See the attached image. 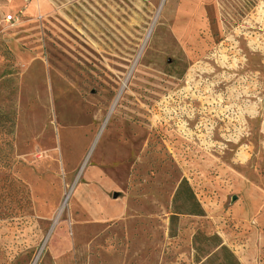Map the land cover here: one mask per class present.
<instances>
[{"label": "rangeland", "instance_id": "obj_1", "mask_svg": "<svg viewBox=\"0 0 264 264\" xmlns=\"http://www.w3.org/2000/svg\"><path fill=\"white\" fill-rule=\"evenodd\" d=\"M214 236L264 264V0H0V264H202Z\"/></svg>", "mask_w": 264, "mask_h": 264}, {"label": "trees", "instance_id": "obj_2", "mask_svg": "<svg viewBox=\"0 0 264 264\" xmlns=\"http://www.w3.org/2000/svg\"><path fill=\"white\" fill-rule=\"evenodd\" d=\"M10 129H13L12 124L10 126ZM172 206V213L169 218V224L172 228L176 226V222L179 216H198L201 212L186 183L181 184L176 190ZM203 243L205 245V248L212 247L214 249L212 250L209 259L202 264H238L234 255L225 246H222L217 237L214 236L211 238H204ZM193 252V262L195 264H200L199 254L203 252V249L202 247L197 245L196 240ZM216 261L218 262L216 263Z\"/></svg>", "mask_w": 264, "mask_h": 264}, {"label": "crops", "instance_id": "obj_3", "mask_svg": "<svg viewBox=\"0 0 264 264\" xmlns=\"http://www.w3.org/2000/svg\"><path fill=\"white\" fill-rule=\"evenodd\" d=\"M49 88H50L51 95L54 99V105L56 108V116L58 114V118L61 121V123L66 124V121L63 118V114L67 111V109L71 111V108H73L71 106L77 104L78 102H76L75 99L74 100L69 99L68 101H65L63 99V96L65 95V93L67 94L69 86L66 84L64 79L59 74H57V72L49 73ZM57 106L58 107L62 106L61 108L62 110L59 109L57 111ZM76 107L78 108V110L80 111L82 110L79 104ZM77 108L75 109V112ZM76 123H77V119H76ZM56 148H58V151L60 153L61 164L63 166V169L65 171L71 170L75 162V157L77 155L76 147L66 146L64 145L62 141H59V145L58 146L56 145ZM70 149H72V152H70Z\"/></svg>", "mask_w": 264, "mask_h": 264}, {"label": "bare ground", "instance_id": "obj_4", "mask_svg": "<svg viewBox=\"0 0 264 264\" xmlns=\"http://www.w3.org/2000/svg\"><path fill=\"white\" fill-rule=\"evenodd\" d=\"M78 111V112H77ZM76 112H75V110H69V109H67V111L63 114V118H64V120L66 121V122H70L71 121V119H74V117L75 116H77V118H79L80 116H81V111L80 110H77ZM75 120V119H74Z\"/></svg>", "mask_w": 264, "mask_h": 264}, {"label": "built area", "instance_id": "obj_5", "mask_svg": "<svg viewBox=\"0 0 264 264\" xmlns=\"http://www.w3.org/2000/svg\"><path fill=\"white\" fill-rule=\"evenodd\" d=\"M6 20H7V21H10V20H11V17H10V16H8V17L6 18Z\"/></svg>", "mask_w": 264, "mask_h": 264}]
</instances>
